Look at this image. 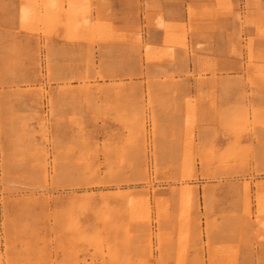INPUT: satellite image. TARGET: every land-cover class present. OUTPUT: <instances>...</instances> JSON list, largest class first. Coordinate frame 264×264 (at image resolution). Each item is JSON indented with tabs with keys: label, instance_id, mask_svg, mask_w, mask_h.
Returning <instances> with one entry per match:
<instances>
[{
	"label": "rangeland",
	"instance_id": "rangeland-1",
	"mask_svg": "<svg viewBox=\"0 0 264 264\" xmlns=\"http://www.w3.org/2000/svg\"><path fill=\"white\" fill-rule=\"evenodd\" d=\"M218 8L248 51L219 89L211 6L145 13L152 46L109 0H0V264H264V5Z\"/></svg>",
	"mask_w": 264,
	"mask_h": 264
},
{
	"label": "crops",
	"instance_id": "crops-1",
	"mask_svg": "<svg viewBox=\"0 0 264 264\" xmlns=\"http://www.w3.org/2000/svg\"><path fill=\"white\" fill-rule=\"evenodd\" d=\"M113 4L121 6L120 12L123 14L121 19L122 25L126 23L139 24L140 33L145 41L152 46H162L165 38V30L155 24L146 25L145 13L150 14L151 21H154L157 15H160L164 23H188V5L200 6L208 5L213 8L211 17L200 19L201 29L199 31L187 33V39L195 44L199 42L202 45V56L212 61V67L215 70V76L210 72L206 74L208 83L222 84L226 79L225 71H231L233 81L238 84H244L245 76H241L242 58H246L247 50L240 49L239 55H233L231 50V41L229 33L238 29V21L232 20L231 17H224L222 10L218 8L219 0H109ZM235 1V0H234ZM264 5V0H261ZM241 8V5H239ZM153 23V22H152ZM244 35H254L255 29L251 26L243 27ZM235 41V39H233ZM232 41V42H234ZM175 52L178 49L174 48ZM239 51V48H238ZM174 66L167 65V68ZM257 84H264V79L256 80ZM217 89V90H218ZM257 98H264V88L255 89Z\"/></svg>",
	"mask_w": 264,
	"mask_h": 264
},
{
	"label": "bare ground",
	"instance_id": "bare-ground-1",
	"mask_svg": "<svg viewBox=\"0 0 264 264\" xmlns=\"http://www.w3.org/2000/svg\"><path fill=\"white\" fill-rule=\"evenodd\" d=\"M263 219H264V217H263ZM260 221V220H259ZM263 226V225H262Z\"/></svg>",
	"mask_w": 264,
	"mask_h": 264
}]
</instances>
